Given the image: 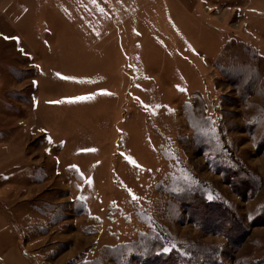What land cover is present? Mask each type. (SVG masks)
Segmentation results:
<instances>
[{
  "label": "rangeland",
  "instance_id": "obj_1",
  "mask_svg": "<svg viewBox=\"0 0 264 264\" xmlns=\"http://www.w3.org/2000/svg\"><path fill=\"white\" fill-rule=\"evenodd\" d=\"M0 264H264V0H0Z\"/></svg>",
  "mask_w": 264,
  "mask_h": 264
},
{
  "label": "snow or ice",
  "instance_id": "obj_2",
  "mask_svg": "<svg viewBox=\"0 0 264 264\" xmlns=\"http://www.w3.org/2000/svg\"><path fill=\"white\" fill-rule=\"evenodd\" d=\"M4 39H9V37L5 36ZM61 78L62 79H67V77H61ZM79 99H84V98L82 97V98H79ZM145 107H147V106L145 105ZM86 182L87 183H91V180H87ZM133 199H137V198L135 196H133ZM165 250H167V249H165Z\"/></svg>",
  "mask_w": 264,
  "mask_h": 264
}]
</instances>
